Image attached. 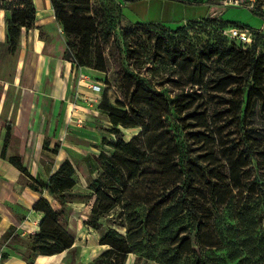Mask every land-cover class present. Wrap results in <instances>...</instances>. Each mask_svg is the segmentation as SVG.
Wrapping results in <instances>:
<instances>
[{"label": "rangeland", "instance_id": "1", "mask_svg": "<svg viewBox=\"0 0 264 264\" xmlns=\"http://www.w3.org/2000/svg\"><path fill=\"white\" fill-rule=\"evenodd\" d=\"M72 1L78 2L77 11L81 16L95 20L107 40L101 42L106 63L105 70L101 71L96 69L94 61L92 67L75 66V58L59 23L57 29L42 31L46 55L56 57L60 62L64 60L77 70L71 81V103L82 100L91 106V110L105 104L103 95L89 97L83 93L92 91V83L99 82L102 90L105 85L109 87L106 90L113 88V93L127 105L124 91L128 84L119 79V73L127 70L139 74V78L151 82L170 102H175V121L169 120L168 124L179 129V165L189 176L190 194L195 196L203 215L200 225L187 212L181 213L174 223H165L163 236H167L168 241L160 240L162 235L147 237V249L129 254L125 264H160V260L162 264L168 263V256L161 255L165 248L169 256L180 252L174 264H264V167L258 168L256 162L249 159L252 152L247 147L248 143L264 147V74L259 79V90L250 92L254 84L247 77L250 64L246 60L237 62L233 57L214 67L213 77L208 74L201 79L193 76L186 65L176 67L161 59L154 62L151 43L155 37L171 40V44L181 51L196 55L209 52L212 47L231 48L232 39L225 31L248 29L254 34L257 56H264V0H141L128 5L119 0ZM74 6L63 5L69 14ZM153 23L156 28L151 27ZM179 27L185 30L181 34L166 32ZM133 28H139L140 37L136 41L132 39L128 46L123 32ZM27 47L31 48L30 41ZM129 47L135 48V54L128 51ZM22 57L21 43L15 52L5 44L0 47V150L7 143L11 149L8 155L23 161L12 136L21 95L17 80ZM221 78L225 79L218 85ZM80 80L87 82L79 83ZM187 93L195 96V104L176 111L177 103L188 102L189 99L183 98ZM141 98L146 100L143 96ZM123 107L128 110L125 106L116 110L125 112L121 109ZM70 108L73 107L70 105ZM72 110L67 126L66 123L63 125L68 134L77 138L79 145H73L75 149H68L66 154L77 170L79 186L67 195V200L72 202L71 211L61 222L74 236L75 248L65 252L60 264H122L123 255L109 246H101V236L110 229L126 236V199L135 205H128V209H137L143 220L147 212L145 208L161 198V190L179 180L170 158L163 157L167 160L166 167H152V163L144 162L150 145L162 149L169 142V136L166 133L158 136L156 130L142 132L140 127L115 129L109 122V113L100 111L96 115L84 108L80 115H74ZM67 111L68 108L62 114L68 115ZM84 130L95 134H87ZM63 135L59 138L64 139ZM149 136H153L151 143ZM83 139L88 140L87 144L81 142ZM44 148L36 151L34 157L43 156L47 174H50L55 169V159L50 150L46 149L47 153H44ZM66 155L59 162H63ZM99 156L106 160V163L102 162L106 164V180L109 182L106 202L112 200L116 206L94 228L86 225V221L98 196L88 190V185L103 172ZM89 157L94 158L98 168L93 174L87 164ZM140 166L144 171L138 169ZM203 170L212 172V185L204 182ZM135 173L139 179L132 181ZM23 180L28 183L25 176ZM112 184L118 185L120 191L113 189L115 185ZM155 218H151L153 225L157 222ZM175 234L179 237L173 239ZM21 240L28 243L24 238ZM247 244L250 247H246ZM255 250L263 252L257 255Z\"/></svg>", "mask_w": 264, "mask_h": 264}, {"label": "trees", "instance_id": "2", "mask_svg": "<svg viewBox=\"0 0 264 264\" xmlns=\"http://www.w3.org/2000/svg\"><path fill=\"white\" fill-rule=\"evenodd\" d=\"M122 4L128 5L141 0H119ZM55 10L56 21L62 26L66 39L68 41V47L71 50L76 67H92L93 61L96 65V69L104 71L106 67L104 59V51L101 49V42L107 37L104 36L103 30H99V26L96 24L93 18L83 17L77 11V3L72 0H51ZM190 6H201L200 3H187ZM61 5V6H59ZM63 5H75L72 14H69ZM0 9L10 12L9 17L6 20L7 39L6 46L11 48L12 52H15L19 44L21 43L23 29L31 30L35 27L36 23V9L33 0H0ZM138 25V24H137ZM151 27L156 28V24H151ZM140 27V26H139ZM225 29V28H224ZM226 30V29H225ZM224 30V31H225ZM139 28L137 29H126L124 30V40L127 45H130L132 39L136 41L139 39ZM183 27H179L176 30H166L167 33L181 34L184 32ZM173 38V37H172ZM162 38L155 37L152 43L153 61L159 59L166 60L173 66L186 65L190 69V73L193 76H197L204 79L208 74L213 77L215 74L214 67L220 66L223 61L227 59H233L237 62L246 60L250 64V69L247 74L248 79H252L254 84L251 90H259L260 78L264 74V56H257L258 46L255 44V37L253 34V44L249 48H244L243 45L238 44L232 40L230 45L231 48L226 47H212L209 52H200L199 54L189 55L184 51H181L176 46H173L170 41L161 40ZM136 47V46H135ZM128 51L135 54V48L129 47ZM130 58V63L131 62ZM211 67V68H209ZM210 69L206 72L207 69ZM261 76V77H260ZM119 79L122 82L128 84V89L124 91L125 98L127 99V105L123 102L118 101L116 106H108L103 104L101 112L109 113L110 124L117 129L118 127L128 128H142V132L148 133L151 130H156L158 136L162 133H166L169 136V142L171 144L164 146L162 149H156L150 145V152L145 158L147 162L154 165H160L162 167L167 166V158H170L171 166L176 169V173L179 180L175 185L169 188L165 187L161 190V198L154 203L152 206L145 208L147 210L145 218L141 219V214L137 212V209L130 208L134 207V202L126 199V208L128 210L126 219L128 221L127 234L126 236L117 232L114 229L108 230L107 233L101 236L100 244L102 246H109L118 254L123 255V262L125 264L127 256L129 254L142 251L147 249L145 245V239L150 237L160 236V240L168 241L167 236H163V232L166 231L165 223H174L177 221L178 216L187 212L190 218L200 225L203 222V215L199 211V208L195 202V196L190 194L192 189L188 184V174L184 168L179 165V129L175 126L171 128L168 124L169 120L175 121L173 116V104L170 102L151 82H145L139 78V74H135L127 70L125 73H119ZM225 78H221L218 82ZM262 82V80H261ZM125 84V83H124ZM145 97L146 100L141 97ZM184 99H189L186 104L184 102L177 103L175 106L177 109H186L188 105L195 104V96L190 93L183 94ZM119 106H125L121 108L125 112H118L116 109ZM172 129V130H171ZM173 131V132H171ZM153 136L148 137V141L151 143ZM9 138V136H8ZM7 142V136H6ZM8 144L4 146L2 150V157L8 160L13 166H15L23 176L28 179L29 187L40 194L48 192L53 197V202H49L47 199L41 197V199L35 204L33 210L40 212L44 215L40 225L38 233L26 239L27 244L22 242L19 234L15 236V242L19 243L25 248V253L22 255L24 260L28 264H35V260L38 256H54L62 254L64 252L71 251L75 248V238L68 231V229L62 224L61 219L70 213L72 202L67 200V195L71 194L78 183L76 181L77 170L75 166L66 160L60 168L46 180L34 179L28 169L24 166L23 161L16 156L8 155ZM115 145H112L114 147ZM247 147L251 150L252 154H249V159L254 160L258 168L264 167V147H259L254 143H248ZM58 148L53 150L54 153L58 152ZM163 157H166L163 158ZM99 161L106 163L103 156H99ZM87 164L90 168L91 173H95L96 168L94 158H88ZM103 172L88 185V190L95 193L98 197L95 202V208L90 212L86 225L91 227H97L101 218L110 212L116 203L112 200L106 202V188L109 182L106 180V164L102 163ZM140 171H144L141 166L138 167ZM143 173V172H142ZM202 177L205 183L212 185L213 176L212 172L203 170ZM139 179L136 173L132 176L131 180ZM115 184H112V186ZM112 189V188H111ZM113 189L120 191L118 185L113 186ZM124 194H122V197ZM129 200V201H128ZM155 212L157 213L155 215ZM160 214V215H158ZM156 216L157 221L154 225L151 218ZM172 233V232H171ZM13 234V230L9 231L6 235V240ZM179 235L175 234L173 239L178 238ZM247 241V240H246ZM171 247V246H170ZM246 247H250L247 244ZM165 248L161 255L166 259L168 263L174 264L175 257L180 256V252L176 251L172 256H169V252ZM18 250V249H17ZM256 254H260L263 250H255ZM8 254L0 253V263L6 259ZM106 256V255H105ZM117 259V256H116ZM162 264V261H159Z\"/></svg>", "mask_w": 264, "mask_h": 264}, {"label": "crops", "instance_id": "3", "mask_svg": "<svg viewBox=\"0 0 264 264\" xmlns=\"http://www.w3.org/2000/svg\"><path fill=\"white\" fill-rule=\"evenodd\" d=\"M33 2L36 9L35 27L31 30L23 29L21 37L23 62L17 80L21 95L19 108L15 113L12 136L17 141L18 155L23 158V164L30 175L34 179L44 181L56 173L66 160H70L66 155L68 149H75L73 145L79 146L76 143L77 138L66 132L71 110L73 109L74 115H80L81 109L86 108L99 115L103 105L91 110L89 108L91 106L82 100L71 103L69 99L72 88L71 81L77 70L64 60L60 62V59L46 55L45 40L41 37L42 31L49 32L59 27L54 7L51 0H33ZM9 15L10 12L0 9V47L6 44V20ZM28 41L31 42V48L27 47ZM29 57L31 61H29ZM83 82L87 81H79V83ZM97 84L102 83L97 82ZM106 87L109 88L105 85L104 90L83 93L89 97H93L94 94L103 95L106 105L115 106L120 101V97L113 93V91L115 92L113 88L111 91L106 90ZM79 88L81 89V87ZM82 98L88 97L82 96ZM68 104L73 108H70ZM83 104L89 106H83ZM67 108L68 115L64 116L62 112ZM64 123L66 126L63 125ZM84 131L87 134H95L93 131ZM62 135L65 136V141L59 138ZM87 141V139L81 140L83 144H87ZM93 144L96 145V142ZM58 146V152L54 153L53 150ZM43 148L50 150L53 153L52 158L55 159L53 163L55 169L50 174H47L43 156L34 157V153L43 150ZM9 150L11 149L8 148ZM45 150L44 153H47ZM65 155V160L59 162ZM23 177L20 170L2 157V150H0V253L8 254L0 264H28L22 256L25 253V248L15 242V236L19 234L26 239L35 236L44 218L42 213L33 210L35 204L41 197L51 203L54 200L48 192L40 194L33 191L29 187L30 182L25 183ZM76 181L79 186L77 179ZM11 230H13V234L6 240V235ZM64 254L65 252L54 256H38L35 264H60Z\"/></svg>", "mask_w": 264, "mask_h": 264}, {"label": "built area", "instance_id": "4", "mask_svg": "<svg viewBox=\"0 0 264 264\" xmlns=\"http://www.w3.org/2000/svg\"><path fill=\"white\" fill-rule=\"evenodd\" d=\"M232 40L236 41L238 44L244 46V48L250 47L253 44V34L250 30H241L238 28H230L225 31ZM92 90L98 92L102 90V86L98 84L92 85ZM89 101V100H88Z\"/></svg>", "mask_w": 264, "mask_h": 264}]
</instances>
